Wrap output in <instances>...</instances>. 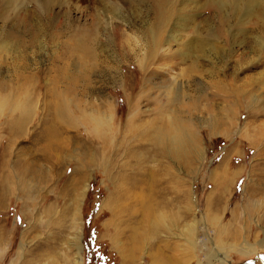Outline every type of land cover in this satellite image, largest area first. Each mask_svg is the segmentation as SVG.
I'll list each match as a JSON object with an SVG mask.
<instances>
[{
	"label": "rangeland",
	"instance_id": "1",
	"mask_svg": "<svg viewBox=\"0 0 264 264\" xmlns=\"http://www.w3.org/2000/svg\"><path fill=\"white\" fill-rule=\"evenodd\" d=\"M134 168L183 201L116 246ZM75 232L80 264H264V0H0V264H76Z\"/></svg>",
	"mask_w": 264,
	"mask_h": 264
},
{
	"label": "bare ground",
	"instance_id": "2",
	"mask_svg": "<svg viewBox=\"0 0 264 264\" xmlns=\"http://www.w3.org/2000/svg\"><path fill=\"white\" fill-rule=\"evenodd\" d=\"M76 46H78V45H76ZM85 70H86V68H85ZM72 80L74 81V78ZM75 80H77V79L75 78ZM73 81H71V83L74 86V82ZM73 88H75V87H73ZM82 91H83V93L87 92L86 89H84ZM56 117L58 118V114L56 115ZM61 117H63V116H61ZM181 122H182V120H181ZM178 124H177V126H178ZM176 127H172L171 126L170 128H168L169 131L168 130L160 131L157 128H155L153 130L152 134L150 133L151 130H149L150 129L149 128L148 129L149 131L146 130V134L148 133L147 135H149V133H150V136H151L150 139L152 140L153 144H156V146L157 145L159 146V152L157 151V149H155L156 153H157L156 155L159 154L161 156H163V155L165 156L166 154H169L170 157L173 156V157L176 158V160L178 159V160L182 161V159L186 158V155H187L188 151L186 152V150L184 148L185 146H183V143L180 142L179 139L171 138V137L169 139V137L167 136V134H169V133H173V134L176 135V132L178 131ZM130 129L132 130V131H130V134L135 133L134 128L130 127ZM186 131H189V130H186ZM182 139H183V137H182ZM151 171L152 172H148L147 171V173L143 172L144 174H139L138 171L135 172V168H134V170L131 171V173H129L128 175H125V176L122 177L123 180H124V185L122 187H116L115 190H116V192L117 191L118 192H117L116 195H113L115 197L116 201H114V199H113V201L110 200L111 202H109V201L107 202V206L108 207L113 206V208H111L112 217H111V220L108 222L107 225L113 227L114 230H115L114 231L115 232L114 236L111 239V241L116 246H121V244L119 243L120 242L119 240L121 239L122 236H124L123 230H125V229L129 230V231H127L128 235L125 236L126 240L129 241V242L130 241L133 242L135 240V237H136L135 236V220L139 219V223L140 222H146L148 219L151 218V216L154 215V220H155V223H156L158 220H160V219H158V216L155 215L159 210H161L163 208H167L170 205H172L173 207H177L178 208L179 207L178 203L183 201L182 200V193L180 192V190H175L174 197H170V198H165L166 196L162 197L157 203L155 202L156 204H155L154 207H151L152 206L151 204L144 202L143 199L145 197L147 198L148 194L146 196H144L145 194L143 193V191H146V192L148 191V193H149L152 190V188H153L152 181H151V179L149 177L151 176L152 173L154 174V170L151 169ZM25 173L23 172L24 175H25ZM167 178H168V176H167ZM170 180H172V179H170ZM76 186H78L76 183L73 184L71 189L74 191ZM121 189H122L123 192L119 193V190H121ZM135 189H139L140 190L139 194L137 193L135 195V191H136ZM172 190L170 191V194L173 192ZM84 191H85V188L83 187L82 192L84 193ZM167 191H168V188H167ZM124 201H128L129 202V207L127 205H124ZM118 203L120 204V206L118 205ZM110 204H112V205H110ZM124 207H127V208H124ZM141 211H143V214L139 215V217L135 218V214H137L136 212H139V214H140ZM72 229L74 230L73 226H72ZM76 232L73 234L71 239L73 240L72 241V245L75 248V253L74 254L77 257L76 260H75V263L76 264H80L81 263V256H80L81 244H80L79 233H78V237H77L76 236V234H77ZM192 232H193L192 230H189V236L190 237H192ZM139 239L143 240L144 238L140 237ZM128 246H130V245H127V247ZM163 247H165V246H163ZM130 249H131V246H130ZM237 252L240 253V254L247 255V254H251V253L254 254L255 250H254V248L252 246H249V245L246 244V242H244L243 246L242 245L239 246V248L237 249ZM223 256H224V254H222V253H214L213 255L211 254V258H214V260L217 261V262H223V260H224ZM79 261H80V263H79ZM128 262L129 263L131 262V264H132V260L131 259H130V261L128 260ZM126 263H127V261L125 260V264ZM159 264H165V263L162 260V262L159 263Z\"/></svg>",
	"mask_w": 264,
	"mask_h": 264
}]
</instances>
